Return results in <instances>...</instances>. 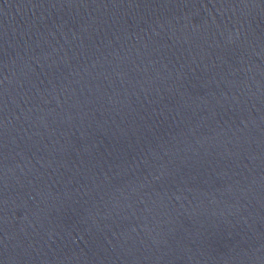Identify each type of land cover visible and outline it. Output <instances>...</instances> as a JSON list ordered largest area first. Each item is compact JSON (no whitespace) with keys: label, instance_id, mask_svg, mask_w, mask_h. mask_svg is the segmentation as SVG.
Listing matches in <instances>:
<instances>
[{"label":"water","instance_id":"water-1","mask_svg":"<svg viewBox=\"0 0 264 264\" xmlns=\"http://www.w3.org/2000/svg\"><path fill=\"white\" fill-rule=\"evenodd\" d=\"M0 264H264V0H0Z\"/></svg>","mask_w":264,"mask_h":264}]
</instances>
